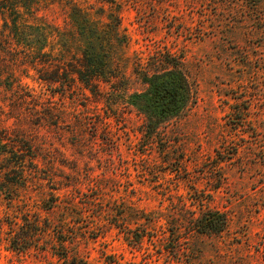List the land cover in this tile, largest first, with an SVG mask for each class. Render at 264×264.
Here are the masks:
<instances>
[{
    "label": "rangeland",
    "instance_id": "1",
    "mask_svg": "<svg viewBox=\"0 0 264 264\" xmlns=\"http://www.w3.org/2000/svg\"><path fill=\"white\" fill-rule=\"evenodd\" d=\"M36 1L43 61L57 65L0 51V264H60L10 241L15 217L46 216L57 197L84 213L77 252L91 264H264V0ZM80 25L108 55L98 99L69 73ZM158 55L184 69L192 99L150 125L131 97L166 68ZM183 203L224 213L226 231L188 233Z\"/></svg>",
    "mask_w": 264,
    "mask_h": 264
},
{
    "label": "trees",
    "instance_id": "2",
    "mask_svg": "<svg viewBox=\"0 0 264 264\" xmlns=\"http://www.w3.org/2000/svg\"><path fill=\"white\" fill-rule=\"evenodd\" d=\"M37 4L36 0H0V19L3 21V29L0 32V51L9 53L23 48L28 55L42 58L32 63L35 70H40L39 67H41L43 71L47 67L49 71L57 64L52 61H43V58L49 57L52 53L45 51L48 42L44 33L38 30L40 17L37 15ZM79 29L80 36L84 40V47L80 57H75L77 59L74 65H71L69 73L98 99L104 94L101 91L100 82L106 81L111 74L107 51L96 37L97 31L94 28L89 27L88 31L87 27L80 25ZM167 60L161 55L153 58L156 65L163 64L166 68L160 72L145 74L142 80L146 88L131 97L132 104L144 115L150 125L179 117L188 109L192 99V87L188 75L174 60ZM42 80L57 83L61 79L42 77ZM3 140L4 137L0 133V154L4 151ZM57 198L46 210V216L40 213L32 215L31 211L25 210L11 221L12 250L27 253L35 247L44 256L51 253L60 264H91L77 252L81 240L89 239L88 233L81 229V222L78 221L84 218V213L73 202L61 201L60 197ZM95 200L91 198L90 202L95 203ZM196 204L192 205L195 206V210L188 208L187 203L181 205V209L189 215L185 217L184 222L188 224V233L213 236L226 231L228 219L224 213L203 208L198 210ZM56 208L59 210V219L53 222L50 216ZM179 218L181 220L179 219L178 226L184 228L181 225L183 219L181 216ZM153 221L156 222L149 219L150 224ZM115 226L117 227V224ZM90 229L93 230L96 227H90ZM143 238L144 235L135 237L131 232L126 241H134L136 245H139L143 242ZM177 244L180 250L181 240H178Z\"/></svg>",
    "mask_w": 264,
    "mask_h": 264
}]
</instances>
